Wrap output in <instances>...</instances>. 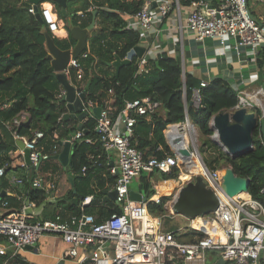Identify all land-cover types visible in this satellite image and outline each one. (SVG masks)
<instances>
[{
  "label": "built area",
  "instance_id": "2783aa9c",
  "mask_svg": "<svg viewBox=\"0 0 264 264\" xmlns=\"http://www.w3.org/2000/svg\"><path fill=\"white\" fill-rule=\"evenodd\" d=\"M251 1L264 6V0H195L191 5L184 7L186 15L179 29L181 33L188 29L187 32L202 46L207 41L219 43L220 46L216 48L217 56L223 55L222 57L225 58L227 47L233 46L237 54L233 65L238 64L240 68H244L248 66L245 56L252 55L255 58L260 45L264 43V24L255 17L250 5ZM47 2L48 5H46ZM152 3L151 0H145L142 8L132 14L127 22V27L130 29L139 27L140 43L145 41L150 46L153 44L151 41L153 38L149 36L155 31L159 18H164L175 8L181 16L182 10L179 0H159L155 7ZM29 11L36 14L34 4L30 6ZM39 11L50 32L55 34L61 29L63 20L53 2H42L39 5ZM181 50L184 52L183 46ZM149 54L152 56L150 51ZM89 55L90 53L86 51L82 57L87 58ZM181 60L182 75L185 80L187 71L184 53L181 55ZM147 61L144 56L139 58L138 66L141 71L148 72ZM73 70H77V76L82 79L81 59L72 58L69 65L61 71L71 83ZM257 76V72H251L249 77H245L243 73L240 82L231 84L241 97L240 104L232 108V111L243 107L258 108L257 110L260 109L264 117V89L243 90L240 88L241 85L247 84V81ZM216 77L222 76L216 74L201 79L200 86L193 89L191 105L195 108L201 106L202 88ZM74 85L78 93L85 91L81 86ZM110 92L113 93V90ZM65 94L66 89L61 85L58 97L62 98ZM184 97L185 120L167 124L164 136L170 151L161 158L146 157L143 151L133 145L132 138L137 116L151 118L152 114L160 111L162 102L148 97L127 101L125 108L115 121L111 120L108 109L102 107L101 116L96 118V130L100 135L99 140L103 148L117 155V163L111 168V172L117 174L113 189L117 192L122 213L98 221L93 213L84 211V206L93 199V195H88L80 205L81 211L68 218L59 213L52 218L33 219V215L28 214L26 209L36 207L35 202L30 200L27 202V199L19 207L8 209L9 203L4 200L2 204L7 209L0 215V237L13 250L11 257H15L25 247H34L43 236L50 235L61 238L68 245L62 258L78 263L91 258L96 264H170L175 254L177 261L181 260L183 264H207V254L214 250L227 264H264V200L253 198L249 192L233 198H229L223 192L221 170L209 169L198 150L197 126L188 112L185 88ZM88 106L93 108L98 105L87 100L85 108L87 109ZM28 120L29 114L21 112L12 121L6 122V125L12 129L13 126ZM210 124L213 128L212 119ZM213 130L211 137L216 140L217 132L214 128ZM83 136V130H78L74 138L81 139ZM14 137L16 140L22 139L25 147L30 150L31 163L25 162V168L29 174L33 168H40L59 151L58 144L51 149H46L43 144H40V140L44 137V132L41 130H35L31 138L21 136L15 131ZM87 140L90 143L94 142L91 138ZM223 147L227 151V148ZM192 157L197 160L198 166H206V168L203 167L202 172L199 171L200 167H192ZM86 169L87 167L84 166L83 171ZM155 170L167 174L177 171L173 178L178 184L177 191H181L188 183L194 182L197 176H202L218 197V208L210 215L197 217L196 219H201L200 225H196V219H190V224L180 231L166 230L163 221L149 207L151 202L157 204L161 202L162 194L159 191L158 195H149L142 201H136L130 195L131 181L134 178L139 179L144 172ZM4 172L5 167H0V186ZM167 180L165 179L164 182ZM32 181L33 186L43 187L49 195L55 187L54 183L45 185L39 176H35ZM156 188L158 189V185ZM261 191L264 195V188ZM176 197L166 205L168 210H173ZM190 230H198L203 233V236L194 241L177 237ZM5 249L6 245L0 243V258ZM0 264H7V262L0 260Z\"/></svg>",
  "mask_w": 264,
  "mask_h": 264
},
{
  "label": "trees",
  "instance_id": "16d2710c",
  "mask_svg": "<svg viewBox=\"0 0 264 264\" xmlns=\"http://www.w3.org/2000/svg\"><path fill=\"white\" fill-rule=\"evenodd\" d=\"M80 0H69L67 15L62 12V6L55 5L59 16L65 22L69 37L61 39L50 32L36 14L29 11L33 0H0V167H5L1 177V186L16 190L19 195L38 205L43 203L49 193L43 187L33 186V178L40 171L57 172L63 169L75 179L66 198H74L69 205L78 212L83 199L92 194L94 197L86 207L88 212L96 213L98 221L115 214L122 213L120 203L115 202L107 193L114 188L117 174L111 172L106 151L96 130V118L88 116L81 139L74 138L78 129L76 119H66V104L58 97L61 83L58 81L55 69L49 56L46 31L52 36L54 43L61 49H69L77 43L72 35L70 25L87 28L97 13V26L89 36L91 54L84 58L82 79L89 78L85 87L87 99L98 106L108 109L109 116L115 121L127 101L148 97L163 104L165 114L160 111L151 118L137 116L132 143L145 153L146 157H163L170 151L164 136V130L169 123L185 120L186 98L191 119L198 125L205 146H215L210 138L214 133L211 127L213 116L224 109H232L241 102L238 92L229 81L222 77L210 80L202 88L201 106L195 108L190 104L193 89L200 86V79L186 72L183 79V66L179 52L171 55L167 52L158 54L147 61L148 72L141 71L139 58L135 56L130 64L123 65L119 71L112 62L117 58L124 59L129 51L140 43L141 32L127 27L126 14L137 13L145 0H83L80 6H75ZM181 6L187 7L195 0H179ZM49 3L47 2L46 5ZM92 7V8H91ZM79 11H82L80 14ZM95 62V66H94ZM114 68L111 76H106L95 70ZM260 67H264V56L259 58ZM73 75H75L73 71ZM113 90V93L110 92ZM107 101V104L105 102ZM21 112L29 114V120L13 128H8L6 122L12 121ZM260 119L259 126L254 131V148L241 157L232 158L222 151L209 161L207 165L217 169L222 165L232 167L235 174L251 179L249 194L256 199L264 200V135L261 125L264 117L257 110ZM35 130L44 132L40 140L46 149L55 144L61 145V140L72 141L73 151L67 167L55 165L52 160L40 168L29 172L25 168L24 152L16 143L14 132L31 138ZM57 135V136H56ZM94 142L90 143L87 139ZM100 156V157H99ZM51 161V162H50ZM87 169L83 171V167ZM29 174V176H28ZM177 171L170 174L152 171L144 172L140 177V190L150 196L155 193L153 180L159 176L162 179L174 178ZM55 184V183H54ZM58 184H55V189ZM76 189V192H74ZM164 196L161 203L151 202L150 210L160 214L165 211ZM11 207H17L21 202L12 196H5ZM57 212H61L58 210ZM203 233L190 230L179 239L194 241ZM184 237H190L185 239ZM1 260L4 257L1 256ZM179 264H183L178 260ZM80 264H96L91 258L84 259Z\"/></svg>",
  "mask_w": 264,
  "mask_h": 264
},
{
  "label": "crops",
  "instance_id": "0c3cea01",
  "mask_svg": "<svg viewBox=\"0 0 264 264\" xmlns=\"http://www.w3.org/2000/svg\"><path fill=\"white\" fill-rule=\"evenodd\" d=\"M89 1L91 2V0ZM157 1L159 0H155V5L153 7L157 5ZM82 2L83 0L78 1V3H76L75 6H80ZM251 2H250V5H251V8L253 10L255 17L259 21H261L262 24H264V8L261 11L255 8L258 3L253 2V1ZM181 9H182L181 16L179 15L178 9L175 8L164 18H159V20L156 23L155 31H153L152 34L149 36L153 38L151 40L153 42L152 46H150L149 43L145 41L140 43L148 48L147 53H149L150 51V53L152 54L151 58L156 57L158 54L163 53V52H167L171 55H175L177 54V52H179L180 55L184 53L185 58H186V71L187 72L193 74L200 80L217 74V75L224 77L227 81L230 82V84L232 83L235 84V82H240L241 80L240 77L241 75H243V73L245 77H249L251 72H257L258 76L254 78L253 80H251L252 82L247 81L248 83L245 85H241L240 88L243 90H259L261 88L264 89V67H260L259 65V58H262L264 56V47L258 50V54L255 58L252 55H250V57L245 56V58H247L248 60L246 62L248 66H245L244 68H240L238 64L233 65L234 60L237 59V54L233 46L230 48L227 47L226 49L227 54L224 58L222 57L223 55L217 56L216 48L220 46L219 43L214 42V41H207L205 45L202 46L201 43L196 41L194 37L187 32L188 29H185L181 33L179 29L180 23L182 19L184 20V17L186 15L185 8L181 6ZM79 13L81 14L82 11H79ZM131 17L132 15H129V14L125 15L127 22ZM62 23H63V26L54 35L58 36L61 39H66L69 37V32L65 27L64 20ZM96 26H97V17H96L95 27ZM92 30L93 29L89 31L88 38L85 42V45L83 49L80 50L79 54L76 57L73 56L75 45L70 48L71 56H70V59L66 67L69 65L72 58H78V59H81V61H83L84 58L82 57V54L84 52L88 51L91 54L89 36H91ZM136 30H139V27H137ZM182 46H183L184 52H182L181 50ZM94 66H95V62H94ZM113 67L115 66L113 65ZM100 69H102L101 74H105L106 76H111L115 70L114 68H104V67L101 68V65H99L97 68L95 67V70L97 72H100ZM61 71L62 70L60 71L55 70V72L57 73ZM73 71L75 75L71 76L72 83L77 84L78 86H81L82 88L85 89L89 81L88 80L89 78L80 79L77 76V70H73ZM257 109L258 108H248V111L257 113ZM160 112L163 115L165 114V110L163 109V107L160 109ZM92 114L89 116L94 117ZM87 118H85V120L83 121V124H85ZM77 122L79 125L80 121L77 120ZM63 148L64 146L61 144L57 154H59L63 150ZM72 151H73V145L71 141L70 152L72 153ZM107 160L110 163L111 168L114 165H116L117 163L116 153L113 151H109L107 155ZM52 162L55 165H60V166L62 165L63 167L68 166V165L64 166L62 162L57 158L52 160ZM46 163H49V161H47ZM45 165L46 164L44 163L42 166H45ZM37 176L42 178L45 185L47 186H49L50 183H55L58 185L56 189L55 187L52 189L50 195L47 198V199H52L53 201L48 202L45 205L41 215H33V219L52 218L56 214H59V213L68 218L69 216L81 211V206L79 205L78 207L79 211L74 212L69 206L71 202L74 201V198L65 197L69 193L71 188H74L75 186V179L73 176H71V174H69L67 171L60 168V170H58L57 172L40 171ZM139 179H138V189L135 190L138 192L141 191L139 189ZM2 190L4 191V195L0 197V215L6 212V209H7V207H4L2 204L5 196H8V195L12 196L17 200V202H21V204H23V202L27 200L26 196L24 197L23 195H19V193L16 190H13L10 188H3V187H2ZM131 190H134V189H131ZM74 192H76V189H74ZM85 206H88V204H86ZM85 206H84V211H87ZM17 207L16 206L11 207L9 205L8 209L17 208ZM57 208L58 210H61V212H57ZM93 214L97 217L96 213H93ZM0 243L3 245H6L5 252L1 256L4 257L3 261L4 262L6 261L7 264H80L74 260L62 258L64 250L68 247V245L61 238L56 237V236H50V235L43 236L34 247L33 246L25 247L24 249L20 250L17 253V255H15V257H11L13 250L5 243L2 237H0ZM207 261H208L207 264H227L226 261H224V259L220 256V254L214 250L208 252Z\"/></svg>",
  "mask_w": 264,
  "mask_h": 264
},
{
  "label": "water",
  "instance_id": "95a60500",
  "mask_svg": "<svg viewBox=\"0 0 264 264\" xmlns=\"http://www.w3.org/2000/svg\"><path fill=\"white\" fill-rule=\"evenodd\" d=\"M46 1L62 6V12L67 15V5L69 0H33L36 17L42 23H44V20L39 11V5ZM151 1H153L152 5L154 6L155 0ZM97 13L98 11H94L92 23L87 28L70 25L71 33L77 40L75 50L73 52L74 57H76L80 50L83 49L88 38L89 31L95 27ZM46 35L52 65L56 71L63 70L70 59L71 50L70 48L65 50L59 48L47 31ZM262 47H264V43L260 45L259 49ZM146 51V46L138 44L129 51L126 58H117L112 62V64L116 67L117 71H119L123 65L130 64L135 56L138 58L144 56L146 60H149L151 55ZM56 77L61 85H63L66 89V94L61 98V101L66 104L67 108V112H65L64 117L66 119L73 118L79 120L80 123L78 125V129L83 130V132L86 133L87 130L84 128L83 121L91 113H93L95 118H99L101 116L102 107L95 106L91 108L88 106L86 109L85 105L88 100L86 91L78 93L75 85L72 84L68 77L62 72H58ZM212 120L213 128L219 136L220 143L227 148V153L232 158L241 157L254 148L253 135L255 129L260 124V119L256 112H250L245 107L239 108L235 111H232L231 109H224L216 113ZM261 130L264 135V122L261 125ZM16 143L18 147L23 150L25 161L30 164V150L25 147V142L22 139H18ZM60 143L64 146V148L55 156V158L59 159L64 166H67L70 161L71 141L61 140ZM184 153H186V151H184ZM221 172L223 174L222 190L229 198H233L242 193H248L249 185L251 183L250 178L238 176L230 166L223 167ZM107 192L113 200L118 202L117 192L115 189L108 190ZM2 195H4V191L2 190V186H0V197H2ZM130 195L131 198L136 201L146 200L149 196V194L142 191L138 192L134 190H130ZM51 201L53 200L46 199L37 207H28L26 212L32 215H41L45 205ZM27 202H29V199ZM218 205L219 200L214 190L207 185V182L202 176H197L194 182L188 183L179 192L173 204V212L193 220L199 216L210 215L218 208Z\"/></svg>",
  "mask_w": 264,
  "mask_h": 264
},
{
  "label": "rangeland",
  "instance_id": "374dc122",
  "mask_svg": "<svg viewBox=\"0 0 264 264\" xmlns=\"http://www.w3.org/2000/svg\"><path fill=\"white\" fill-rule=\"evenodd\" d=\"M252 3V2H251ZM257 9L259 10H263V6L261 4H257L256 7ZM248 107V106H247ZM162 112V111H161ZM197 126V143H198V150L200 151V153L202 154L204 160H205V164L207 165V163L211 160L214 159L215 156H217L218 154L222 153V151L226 152L227 151L224 149L223 145L220 143V141H218L217 139L214 140L212 139V137H210L214 144H216L215 146L211 147V146H205L203 145V140L206 138V136H204L200 130V128ZM212 136V135H211ZM226 165H222L217 168V170H221L223 167H225ZM228 166V165H227ZM207 167L209 169L212 170L211 167H209L207 165ZM164 179L160 178L159 176H157L154 180H153V188L156 190L154 194H152L151 196H154V195H158V189L156 188V185H159L161 182H163ZM130 187L131 189H134L137 190L138 189V178H134L132 181H131V184H130ZM139 189H140V179H139ZM164 196H167V195H162V198ZM173 197L172 195H168L164 202V208L166 209L165 211L161 212L160 214H158V211L157 212H154V214L156 216H158L164 223V228L166 230H170V231H180L182 228L184 227H187L189 224H190V219L186 216H183L181 214H176L175 212H173V210H168V208H166V205L173 200ZM161 198V200H162ZM161 203V202H160ZM198 231V230H197ZM185 239H189L190 237H184ZM170 264H179V262L177 261V258H176V255L174 254L173 256V259H172V262Z\"/></svg>",
  "mask_w": 264,
  "mask_h": 264
},
{
  "label": "bare ground",
  "instance_id": "6f19581e",
  "mask_svg": "<svg viewBox=\"0 0 264 264\" xmlns=\"http://www.w3.org/2000/svg\"><path fill=\"white\" fill-rule=\"evenodd\" d=\"M215 138L219 141L218 134L215 135ZM192 161H193L192 167L193 166H195L196 168H199L200 167L199 168V171L202 172L203 171V167L206 168L205 165H203V167L201 165L198 166L196 164L197 163V160L194 157H192ZM198 164H200V163L198 162ZM177 189H178V184H177L176 180L173 179V178L168 179L165 182L163 181V182H161L158 185V191H159L160 194L167 195V196L168 195H172V196H174L173 198H175L176 196H178V194L180 192V190L177 191ZM242 194H244V193H242ZM195 223H196V225H200L201 224V219L200 218L199 219H196L195 220Z\"/></svg>",
  "mask_w": 264,
  "mask_h": 264
}]
</instances>
